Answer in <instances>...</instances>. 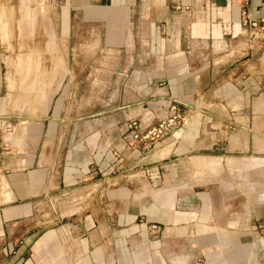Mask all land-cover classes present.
<instances>
[{
    "label": "crops",
    "instance_id": "1",
    "mask_svg": "<svg viewBox=\"0 0 264 264\" xmlns=\"http://www.w3.org/2000/svg\"><path fill=\"white\" fill-rule=\"evenodd\" d=\"M243 12L264 0H63L62 34L96 35L116 78L75 105L71 72L48 74L16 119L0 71V264H264V42ZM174 114L153 148L126 141Z\"/></svg>",
    "mask_w": 264,
    "mask_h": 264
},
{
    "label": "rangeland",
    "instance_id": "2",
    "mask_svg": "<svg viewBox=\"0 0 264 264\" xmlns=\"http://www.w3.org/2000/svg\"><path fill=\"white\" fill-rule=\"evenodd\" d=\"M62 4L63 0H0V71L4 81L1 91L5 94L8 83L12 84L16 119L30 115L34 109L28 108L40 103L37 101L39 93L59 81L48 79V74L61 77V74L71 72L65 82H70L71 75L74 77L71 103L75 105L83 99L93 105L91 100H96L103 84L108 86L115 77L118 55L103 51L96 35L90 36L77 29L69 36L62 34ZM73 24H76L74 20ZM104 68L108 74L106 78L103 72L100 73ZM26 72H31V77L20 78V73ZM22 81L26 84H20V89ZM42 100L43 105L47 100L45 97ZM157 225L159 231L155 234L161 230Z\"/></svg>",
    "mask_w": 264,
    "mask_h": 264
},
{
    "label": "built area",
    "instance_id": "3",
    "mask_svg": "<svg viewBox=\"0 0 264 264\" xmlns=\"http://www.w3.org/2000/svg\"><path fill=\"white\" fill-rule=\"evenodd\" d=\"M242 24L248 29L251 41L264 42V18L254 19L248 12H243ZM151 120H153L152 117H142L129 121V133L125 139L131 148H136L139 143L145 149L153 148L159 141L173 133L180 123H186L188 117L174 114L157 118L158 122L156 123H152ZM150 231L152 234L157 233L159 226L157 224H151Z\"/></svg>",
    "mask_w": 264,
    "mask_h": 264
}]
</instances>
